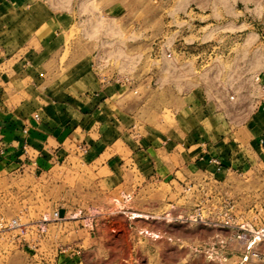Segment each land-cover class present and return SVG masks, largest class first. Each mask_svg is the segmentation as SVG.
<instances>
[{
    "label": "rangeland",
    "instance_id": "obj_1",
    "mask_svg": "<svg viewBox=\"0 0 264 264\" xmlns=\"http://www.w3.org/2000/svg\"><path fill=\"white\" fill-rule=\"evenodd\" d=\"M41 1L61 24L49 39V95L65 99L74 80L76 93L82 82L118 85L136 116L127 124L133 151L107 167L119 151L113 146L89 165L69 143L42 175L0 173V216L35 226L55 211L96 214L92 231L71 220L48 223L44 235L35 227L0 231V264H239L238 228L264 227L260 161L219 181L176 159L156 177L132 141L170 135L185 101L205 100L225 114L214 140L264 107L256 81L264 78V0ZM18 28L1 37L12 49L22 44Z\"/></svg>",
    "mask_w": 264,
    "mask_h": 264
},
{
    "label": "crops",
    "instance_id": "obj_2",
    "mask_svg": "<svg viewBox=\"0 0 264 264\" xmlns=\"http://www.w3.org/2000/svg\"><path fill=\"white\" fill-rule=\"evenodd\" d=\"M0 26V173L42 175L70 152L66 149L69 143L81 152L80 147L86 149L83 159L89 165L112 151L113 146L119 151L110 157L107 167L123 154L132 153L129 140L134 136L128 137L132 130L127 124L136 116L125 110L121 87H93L82 82L84 91L76 93L74 80L69 88L73 92L65 99L49 95L50 82L44 77L54 42L49 39L61 24L47 5L41 0H0ZM18 27L32 36L22 32L18 37L22 44L12 49L1 37L9 32L7 29ZM262 85L264 88V78ZM257 105L264 106V99ZM174 112L177 125L170 135L147 133L143 139L132 141L140 145L134 149L135 155L149 171L170 170L177 159L186 172L200 167L223 181L231 171L251 169L258 161L264 166V146L260 145L264 139V107L249 115L244 124L228 130L230 139L217 133V140L213 131L224 129L226 124V116L218 107L193 100L185 101ZM212 159L221 161V170L211 163ZM158 171L153 175L159 177Z\"/></svg>",
    "mask_w": 264,
    "mask_h": 264
},
{
    "label": "built area",
    "instance_id": "obj_3",
    "mask_svg": "<svg viewBox=\"0 0 264 264\" xmlns=\"http://www.w3.org/2000/svg\"><path fill=\"white\" fill-rule=\"evenodd\" d=\"M260 80L262 82L260 77L256 79L257 82H260ZM260 145L264 146V139L260 141ZM80 148L82 152L86 151L84 147ZM211 163L215 164L218 167V170H221L223 167V164L218 159H212ZM131 199L130 194L123 195V200L125 202H130ZM95 219L96 214L82 209L66 212L65 216L61 215L60 211H55L51 215H46L35 226L22 224L18 219H8L0 216V231L21 230L25 234H28L30 230L34 231L31 227H35L36 233L44 235L47 232L48 223L61 222L64 220L82 221L83 227L92 231L95 226ZM236 239L244 246L245 249L239 264H247L251 260L264 261V227L251 228L242 225L237 230ZM66 252L67 250L63 251V253Z\"/></svg>",
    "mask_w": 264,
    "mask_h": 264
}]
</instances>
